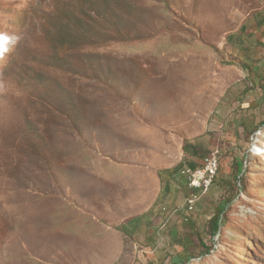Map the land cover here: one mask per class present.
<instances>
[{
  "label": "rangeland",
  "instance_id": "374dc122",
  "mask_svg": "<svg viewBox=\"0 0 264 264\" xmlns=\"http://www.w3.org/2000/svg\"><path fill=\"white\" fill-rule=\"evenodd\" d=\"M0 264H264V0H0Z\"/></svg>",
  "mask_w": 264,
  "mask_h": 264
},
{
  "label": "bare ground",
  "instance_id": "6f19581e",
  "mask_svg": "<svg viewBox=\"0 0 264 264\" xmlns=\"http://www.w3.org/2000/svg\"><path fill=\"white\" fill-rule=\"evenodd\" d=\"M212 155H209L207 158H205V160L200 165V170H208L212 166L210 169V177L203 181V186L191 188V196H197V198L188 200V206L185 207L189 211L195 208L197 201L200 199V196H203L207 192L217 175L219 160L217 156L212 157ZM179 173L181 176L185 177V175L188 174V166H184ZM141 185H143V183H141Z\"/></svg>",
  "mask_w": 264,
  "mask_h": 264
},
{
  "label": "trees",
  "instance_id": "16d2710c",
  "mask_svg": "<svg viewBox=\"0 0 264 264\" xmlns=\"http://www.w3.org/2000/svg\"><path fill=\"white\" fill-rule=\"evenodd\" d=\"M183 150L187 153L191 154H196L199 153V150H201L200 143H199V138H194L192 141L190 140H185V143L183 145ZM181 166V163L177 164L175 167H172L170 169H165L162 171H159L160 177H164L165 175L167 176L166 179H170L169 177L173 172H177L178 168ZM195 167V166H191ZM184 177V176H182ZM162 181V180H161ZM169 180H167L168 182ZM165 182V181H164ZM165 186L163 189L167 188L166 182L164 183ZM230 202V200L223 201L217 208V212L213 215L211 218V225H212V232L216 233L218 231V227L221 221V215L224 212L227 204ZM180 261V260H179ZM178 263V262H176Z\"/></svg>",
  "mask_w": 264,
  "mask_h": 264
},
{
  "label": "built area",
  "instance_id": "2783aa9c",
  "mask_svg": "<svg viewBox=\"0 0 264 264\" xmlns=\"http://www.w3.org/2000/svg\"><path fill=\"white\" fill-rule=\"evenodd\" d=\"M213 156H218V155L213 154L212 157ZM210 169L200 170V166H195V167L188 166V174H186L184 178L187 180L189 188L191 189V188H197L199 186H203V181L210 177ZM196 198L197 196H191V192H190V194L184 200V205L188 206V200L196 199Z\"/></svg>",
  "mask_w": 264,
  "mask_h": 264
}]
</instances>
